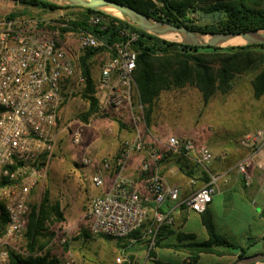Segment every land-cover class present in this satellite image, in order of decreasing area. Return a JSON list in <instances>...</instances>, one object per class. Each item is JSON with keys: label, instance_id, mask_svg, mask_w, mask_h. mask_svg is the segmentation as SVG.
Here are the masks:
<instances>
[{"label": "built area", "instance_id": "2783aa9c", "mask_svg": "<svg viewBox=\"0 0 264 264\" xmlns=\"http://www.w3.org/2000/svg\"><path fill=\"white\" fill-rule=\"evenodd\" d=\"M86 23L101 30L108 25L107 17L101 13H90ZM70 27L67 17L0 18V204L7 215L5 229L0 235V264H8L10 251L27 252L20 247L19 238L26 231L31 192L44 177L51 160L64 104L86 86L79 67V56L84 50L106 48L92 94L98 100V113L124 106L130 112L133 127L141 121L142 105L133 78L139 53L134 45L139 32L120 25L117 39L105 44L88 30L77 28L74 32ZM70 138L72 143L78 144L80 131H72ZM167 142L176 152L194 149L191 141L180 142L173 136ZM239 143L247 147L250 154L240 158L235 168L248 184L251 166L264 176V130L244 134ZM141 150L147 151L149 159H161V153L147 148L139 131L135 130L133 138L123 141L115 159L116 167L121 169L132 151ZM196 152L197 162L202 165L213 159L212 151L205 145H199ZM89 162L88 157L81 158L82 164ZM102 167H109L107 159L103 160ZM141 171L146 175L143 190L118 175L107 191L90 198L86 217L92 233L127 237L145 222L150 212L153 223L149 233L153 238L161 226L172 223L170 213L160 207L167 199L177 200L179 189L169 185L157 168L150 169L148 160L143 161ZM209 175V182L186 200L191 211L202 213L211 202L218 177ZM91 180L95 186L103 185L98 172ZM66 241V237L61 239L62 243ZM64 264L84 262L68 255ZM113 264L129 262L117 257Z\"/></svg>", "mask_w": 264, "mask_h": 264}, {"label": "crops", "instance_id": "0c3cea01", "mask_svg": "<svg viewBox=\"0 0 264 264\" xmlns=\"http://www.w3.org/2000/svg\"><path fill=\"white\" fill-rule=\"evenodd\" d=\"M27 7L13 0H0V18L10 13H16L15 17L21 16V13L28 14L30 10ZM194 89L196 92L193 90L192 95L198 98L197 101L201 100L200 92ZM171 92L164 93L163 90L158 94L147 121L142 109L141 121L135 127L131 123L128 108L124 106L110 109L107 116L95 120L96 124H92L91 131L93 135L96 134V138L86 145L90 162L85 165L87 170H82L84 180L92 185L91 191L87 187L90 198L107 191L118 175L143 190L146 175L141 171V165L145 160L149 161L150 169L157 168L169 185L177 187L178 199H167L160 207L162 211L169 212L173 220L162 226L157 242L154 243L155 237L149 233L153 223L152 212L129 236L113 238L91 232L90 222L85 217L88 205L86 209L68 210L66 204L54 196L52 201L60 204L64 219L45 226L46 230L43 232H46V237L35 242L34 255L46 257L47 261H52L51 264H64L68 255H73L84 264H113L117 257L129 264H155V261L185 264L188 253L167 245L189 241L185 239L178 242L179 234H191L196 241L208 238L200 213L191 211L186 206V200L209 182V174L218 177L217 190L207 206L216 232L238 245L253 242L251 251L264 252V176L253 165L249 168L251 179L247 184L235 168V163L249 155L250 150L240 143L229 148L224 146L214 151L215 157L210 162L204 165L198 163L196 149L202 144L186 138L188 134L195 132L196 126H193L194 122L190 119L186 122L179 113L182 102H189L194 98L189 93H176L175 90ZM104 119L110 122L103 121ZM109 123L111 126H108ZM135 130L139 131L147 148L151 147L161 153V159H149L146 150L132 151L126 164L119 169L115 165V159L122 149L123 141L133 138ZM103 133L106 136L102 137ZM171 136L180 142L191 141L194 149L180 152L171 150L167 142ZM104 159L109 161L107 169L102 167ZM97 172L103 178V185L100 187L95 186L91 180ZM63 237L67 238L65 243L61 242ZM106 240H113V247H107ZM19 241L20 247L25 248L26 237L24 244L22 237ZM235 260L236 256L233 254L218 256L202 253L194 264H230Z\"/></svg>", "mask_w": 264, "mask_h": 264}, {"label": "trees", "instance_id": "16d2710c", "mask_svg": "<svg viewBox=\"0 0 264 264\" xmlns=\"http://www.w3.org/2000/svg\"><path fill=\"white\" fill-rule=\"evenodd\" d=\"M25 6L42 10L72 8L79 10L82 17L90 13H101L107 17L108 25L104 30L99 27H89L83 21H71L70 29L82 28L92 32L105 44L115 41L116 31L120 25H126L139 32V39L134 45L138 50L133 78L138 90L144 119L147 121L154 99L158 94L182 89L186 86L196 88L207 102L216 93L226 94L232 87L236 77L254 72L250 80L252 94L259 99L264 94V44H251L228 47H209L181 44L168 41L149 34L116 17L95 10L79 7L58 5L48 0H13ZM126 4L135 10L159 20H165L175 25H184L189 29L209 34L213 32H241L264 28L263 0H114ZM16 13L6 15L13 18ZM65 30V29H62ZM105 47L86 49L79 56V67L86 80V86L80 96L88 103L86 111L79 115L85 122L98 113V100L94 92L92 65L95 55L103 54ZM2 108L0 107V114ZM43 158V157H42ZM201 215V221L206 227L208 238L203 241L194 240L191 234H179L178 242L189 239L188 242L168 244V247L183 249L188 253L185 264H194L202 253L218 256L233 254L236 258L254 254L251 251L253 242L238 245L230 242L225 236L216 232L211 213L206 208ZM64 217L58 202L51 201L48 189H44L39 203L30 202V212L27 216L25 231L26 254L10 251L8 264H51L47 258L34 255V244L40 238L46 237L43 232L46 223L63 221ZM7 223L6 212L0 204V235ZM162 226L155 235L159 239ZM193 239V240H192ZM155 264H170L155 261Z\"/></svg>", "mask_w": 264, "mask_h": 264}, {"label": "rangeland", "instance_id": "374dc122", "mask_svg": "<svg viewBox=\"0 0 264 264\" xmlns=\"http://www.w3.org/2000/svg\"><path fill=\"white\" fill-rule=\"evenodd\" d=\"M27 9L30 10L28 14L21 13L20 15H31L46 19L67 17L70 22L83 21L84 23L87 19V17H82L79 14V10L72 8L42 10L28 6ZM73 31L75 32L76 29ZM72 45L75 47V40L72 41ZM102 57L103 54H99L93 58L91 72L94 82L97 79L98 66L103 60ZM253 75L254 72H249L236 77L231 89L226 94L216 93L207 102H204L202 98L197 101L198 98L192 95V91L196 92V90L191 86L176 89V93H189L194 98L192 101L182 102V109L179 111L186 122L190 119L194 122L193 126H196L195 132L188 134L189 136H186V138L207 146L212 150L213 157H215V150L224 148V146L229 148L237 145L244 134L264 130V94L259 99L253 97L250 84ZM81 91L82 89L76 91L62 108L57 143L44 177L31 192V203H39L42 192L46 188L49 191L51 201L53 200L52 197L57 196L66 204L68 210H73V208L76 209L75 211L86 209L88 205L90 195L87 187L91 191L92 185L84 180L82 170L86 171L87 168L81 163V158H89L86 145L96 138V134L93 135L91 131L92 124L95 125V120L98 118L107 116L108 111L91 115L87 122L81 120L79 115L86 111L88 107V103L80 96ZM171 91L164 93H172ZM192 117L195 119H192ZM103 121L110 122L108 119ZM108 126H111V124L109 123ZM192 129L194 130V127ZM74 130H79L81 133L78 144L72 143L70 138V134ZM104 136L106 135L103 133L102 137ZM22 238L24 244L25 233ZM113 244V240H106L107 247H113ZM24 246L26 248V243Z\"/></svg>", "mask_w": 264, "mask_h": 264}, {"label": "water", "instance_id": "95a60500", "mask_svg": "<svg viewBox=\"0 0 264 264\" xmlns=\"http://www.w3.org/2000/svg\"><path fill=\"white\" fill-rule=\"evenodd\" d=\"M58 5L79 6L116 17L159 38L181 44L209 47H228L251 44H264V28L241 32H213L201 34L184 25H175L143 14L134 8L114 0H48ZM167 35H172L168 37ZM240 37L242 43H227L228 40ZM264 262V252L236 258L230 264H259Z\"/></svg>", "mask_w": 264, "mask_h": 264}, {"label": "bare ground", "instance_id": "6f19581e", "mask_svg": "<svg viewBox=\"0 0 264 264\" xmlns=\"http://www.w3.org/2000/svg\"><path fill=\"white\" fill-rule=\"evenodd\" d=\"M262 33H264V31H262ZM167 36L172 37V35H167ZM242 42H243V39H241L240 37H235L227 41V43H233V44H238Z\"/></svg>", "mask_w": 264, "mask_h": 264}]
</instances>
